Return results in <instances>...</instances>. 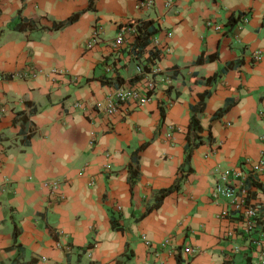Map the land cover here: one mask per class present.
I'll return each mask as SVG.
<instances>
[{
    "label": "crops",
    "instance_id": "0c3cea01",
    "mask_svg": "<svg viewBox=\"0 0 264 264\" xmlns=\"http://www.w3.org/2000/svg\"><path fill=\"white\" fill-rule=\"evenodd\" d=\"M90 1L0 0V264H264L263 222L247 234L213 193L223 171L248 179L264 221V0ZM21 17L44 28L21 32ZM131 18L159 27L152 73L137 71ZM148 80L145 106L95 108ZM194 111L214 142L186 163ZM182 167L181 188L144 214Z\"/></svg>",
    "mask_w": 264,
    "mask_h": 264
},
{
    "label": "built area",
    "instance_id": "2783aa9c",
    "mask_svg": "<svg viewBox=\"0 0 264 264\" xmlns=\"http://www.w3.org/2000/svg\"><path fill=\"white\" fill-rule=\"evenodd\" d=\"M152 0L147 1V5H151ZM243 21L248 22V17H244ZM209 25H211L209 23ZM131 33L133 35L137 34V27L131 26ZM96 38V37H94ZM95 39L90 42L93 44ZM117 44L124 43V35L120 33L116 40ZM152 49H157L156 40H152L151 44ZM260 57L259 54H256V59ZM158 58H154L151 61L146 62L144 66L139 65L137 67L138 73H152L156 70L157 66L156 62ZM42 72L39 70L38 73ZM4 79V75L0 74V80ZM153 89V84L148 80L145 84H134L128 87H121L117 89L114 93H110L102 100H98L95 103V108L107 115L114 116L117 113H120L122 109L125 107H142L145 106L149 100L150 96L148 93ZM76 107H82L80 102L75 103ZM6 112V108L0 104V116L4 115ZM261 170V167H258ZM248 179H244L242 182L236 183L233 178V173L231 170H226L220 173L219 179L214 187V196L216 198L219 197H228L234 208L242 213L244 216V220L246 223V233L250 234L252 230L256 229L261 223V214L258 211L257 207L250 200L251 188L247 185ZM59 187V183H52V188L57 189ZM251 235V234H250ZM148 245H150V241H146ZM254 243L258 246V251L260 253V257L264 259V246L261 239H254ZM186 251L196 252L195 249L191 247H186ZM264 262V261H263Z\"/></svg>",
    "mask_w": 264,
    "mask_h": 264
},
{
    "label": "trees",
    "instance_id": "16d2710c",
    "mask_svg": "<svg viewBox=\"0 0 264 264\" xmlns=\"http://www.w3.org/2000/svg\"><path fill=\"white\" fill-rule=\"evenodd\" d=\"M93 1L91 0L89 3V6L87 7L86 10H92L93 8ZM82 15V12H76L74 14H72L71 16H69L66 20L60 21L58 23H55L52 27L53 30H58L68 24H72L76 21L79 20L80 16ZM241 18V14H239L238 16H234L232 15L227 23V26L229 27V29H232L239 21ZM127 25H131V26H136L137 27V34L135 35V39L132 43V46L130 48V52L136 57V58H144L145 61H151L154 58H160L161 53L160 50L157 49H152L151 48V44H152V39L154 37V35H156L159 32V27L155 25V21L152 19H140V18H131ZM16 29L21 31V32H26V34H29L31 32H33V30H38V29H43L44 27H38L37 25V21L34 19H29L26 17H21L20 22H18L16 24ZM213 57H217L216 54L211 55L210 58ZM203 56L198 59V61H202ZM140 76L136 75L134 77L131 78L132 81H136L139 80ZM124 82V81H122ZM203 102V99H202ZM201 102V103H202ZM203 107L200 108V112H202ZM229 110V106H226L222 109H220L218 112H216V117L222 115L223 113H225L226 111ZM198 111H194V114L192 115L191 118V122H190V126H189V131L186 137V145H185V151H186V163H189L192 155L194 153V151L201 145L209 142V143H213L214 139L212 137V133L210 132L209 135L207 137L202 135V132L204 131V128L201 125L200 119L197 115ZM18 114H22V112H19ZM163 115V113H162ZM25 117V116H24ZM31 134L29 133L28 137ZM143 148V146H142ZM130 170H132V168L130 167ZM191 169L188 168V171H190ZM185 169L182 167V169H180V175L178 177L177 182L169 187V188H165L163 190H161L156 198V202L148 207L147 211L144 214H147L148 212L152 211L155 208H158L164 198L166 196H168L169 194H171L172 192H175L177 190H179L181 188V180L184 178L185 174H184ZM133 173V172H132ZM254 184L258 185L259 184L257 182H254ZM260 196V194H259ZM261 222L264 221L263 219L261 220ZM112 227L113 228H118L120 229V227L117 224V221L115 218H112ZM19 236V231L17 229V227H15L14 229V244L17 243V238ZM179 262H181V257L179 256Z\"/></svg>",
    "mask_w": 264,
    "mask_h": 264
}]
</instances>
